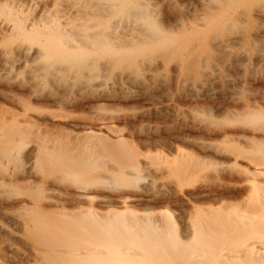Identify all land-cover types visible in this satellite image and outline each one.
Returning a JSON list of instances; mask_svg holds the SVG:
<instances>
[{
  "label": "bare ground",
  "instance_id": "1",
  "mask_svg": "<svg viewBox=\"0 0 264 264\" xmlns=\"http://www.w3.org/2000/svg\"><path fill=\"white\" fill-rule=\"evenodd\" d=\"M147 1L37 0L35 2L37 13L32 12L31 15H29V12H25V8L23 9L21 4H14L13 1H0V46L3 43V47H0V56L10 57L9 54L13 50L15 54L23 53L30 59L39 58V60H42L41 68L55 76H59L58 74L62 72H69L75 78L80 76L86 78L84 74H90L92 78L97 70H100V72L101 70L103 72L115 70L120 75L125 74L127 81L139 85L143 84L139 77L143 73H155L161 68L163 70L170 68L177 75L191 77L192 85L197 82L201 87H204L219 75L218 73L221 70L218 68V58H221V54L228 49L227 47L230 45L232 47V44H238L246 40L250 36V30L253 31L252 26L247 31L245 28H240L242 24L239 27L237 26V18L250 16L249 10L251 8L248 9V5L244 3L241 6H235V3L241 0H220L216 4L212 3L211 0H160V5H163L166 11L158 9L159 12H157V8L150 7L149 1ZM253 7L255 15L261 17L264 21V1H257ZM165 14L168 17L166 21L164 20ZM115 17L119 19L120 25L140 24V32L129 33L127 31V33L125 25V28H119L115 25L116 23L111 24L110 19H115ZM260 23L261 25L255 27L254 31L258 34L257 37L264 38V24L262 21ZM254 26L256 25L254 24ZM9 43H12V45ZM245 52L235 54L232 59L243 63L242 60L248 58V51ZM256 54L257 56L262 55V53L259 55L258 52ZM103 72H101L102 76L105 75H103ZM38 73L42 72L39 71ZM32 76L34 75L30 77ZM71 77L73 78V76ZM60 81L63 80L60 79ZM236 81L240 85L247 83L246 79L241 76H238ZM152 93L143 91L139 96L152 99ZM234 95L236 94L231 92L228 99L237 102L239 106H232L222 116L227 121L236 123L230 125V127L236 128L237 133H241L235 134L234 139H229L233 145L230 147L223 145V147H218L203 143H197L196 145L202 151L210 148L217 155L227 159L222 161L223 165H219V169L228 176H226L228 181L233 182L232 187L255 193L257 202L254 204L255 208L253 209L251 206L252 211L249 210V212H252L251 215L232 212L227 215L216 214L218 216L215 217V215L213 219L212 215L211 217L207 214L203 221L208 223L209 228L201 227V229L199 227L198 232H194V236L204 239L208 248L188 250L189 257L187 258L189 259L187 261L189 264L196 261H198L197 264L199 262L207 263L210 259L212 260V257H216L214 260L220 264H264V90L254 91L250 98L243 101H240ZM69 98H64L61 102L69 104L71 103ZM153 108L156 110L157 107ZM27 109L22 108V113H19L21 110L18 113L7 112L9 113L8 117L3 119V114L0 116V165L3 163L7 165L11 160H16L19 157L21 160L20 154L26 142L28 139H33V136H30L33 133L29 134L28 132L29 122H35V119L40 118H34L35 115L37 116L35 112L32 115L27 114ZM147 110H150V108ZM111 117L114 116L111 114L109 116L100 115L95 122H92L97 128L85 132L89 140H86L81 146L80 153H77L76 150V152L56 153L48 157L47 149L55 148V146L49 144L45 145L47 148L45 150L48 153L47 158H45L44 152L45 157L40 154L45 159L44 161H46L48 167L61 171L66 175H78L80 173L78 168L83 166V160H87L86 167L97 168L99 169L98 172L93 171L91 176L89 175L90 177L85 180H79L76 177L51 175L52 177L48 179L49 182L60 183L65 180L66 183L68 180L71 183L75 181L74 184H80V188H92L94 184L99 183L100 185L102 183L104 185H115V187L123 188V190L124 187L131 184H137L140 176L139 168L141 167V162L137 157L138 153L130 147L128 141L123 139V134L109 123L108 119ZM128 117H135V114H129ZM50 120L52 123L59 124L65 118L59 115L50 118ZM204 122L199 124L200 128L206 132L213 131L214 127L206 124L208 121L204 120ZM39 150L42 151V149ZM181 153L183 154V152ZM109 157L116 158L118 165L114 166L109 163ZM200 160L194 158L192 162H187L181 170H177V179L180 181L182 191L193 188L194 183L201 179H198L203 163ZM17 167H13V169L15 168L16 171ZM7 168L4 172L8 171ZM154 170L158 171L161 168L156 166ZM218 172L220 171L218 170ZM54 173L56 174L55 171ZM171 191L175 192L176 189L171 188ZM185 195L192 198L189 193H185ZM44 198L51 201L47 193ZM66 214H68V217H71V215L73 217L77 213L70 215L65 212V216ZM89 214V218L85 217V220L82 221L84 224L82 230L75 226H68L56 232L52 231L54 228L49 229V227L39 229L34 236L32 235V241L30 242L35 255L42 257V261L46 264H56L58 260L66 256L68 258L78 256L80 259L86 256L87 259L88 257L95 259L96 255L104 252L103 249L99 250V252L101 251L99 253L96 251V249H99L98 247L90 243H81L79 239H97L107 241L108 246L117 244L126 255L145 256V254H152L161 261L170 259L169 264L173 261L175 264L181 263V260L180 262L177 261H179L180 254H183L180 251L176 252V250L183 249V246H186V240L184 241V237L179 231V222L173 215L166 213L163 218L157 216L148 218L146 216L147 218L142 217L140 219L137 217L131 219L132 217L122 218L123 214H121L119 217H112L111 215L104 218L105 216L99 217L102 213L95 209H92ZM74 221L73 223H75ZM200 224L206 227L203 222ZM224 245L227 246L222 248ZM99 256L101 257V255ZM104 256H107V254ZM155 261L158 262V260ZM187 261L186 264H188Z\"/></svg>",
  "mask_w": 264,
  "mask_h": 264
},
{
  "label": "rangeland",
  "instance_id": "2",
  "mask_svg": "<svg viewBox=\"0 0 264 264\" xmlns=\"http://www.w3.org/2000/svg\"><path fill=\"white\" fill-rule=\"evenodd\" d=\"M0 1H13L14 4H21L23 9L25 8V12H29V15L32 12L37 13L35 6L37 0ZM148 1L150 7L157 8V12H159L158 9L166 11V8L160 5V0ZM219 1L211 0L214 4ZM257 1L264 0H241L236 2L235 6H241L245 3L248 5V9H253ZM251 9L249 10V17L236 19L237 26L242 24L240 28H245L246 31L247 29L250 30L252 26L253 31L250 30L251 33L249 32L251 37L247 38L249 40H244L245 42L232 44V47L230 45L227 47L230 50L226 49L227 51L225 50L226 52L221 54V58H218V68L221 71L219 70V75L208 83L210 86L206 84L201 87L197 82L192 85L191 77L177 75L170 68L167 69L168 71L161 68L155 73H143V76H139L143 84L139 85L127 81L125 74L120 75L115 70L105 72L101 70L106 76H102L100 70H97L96 74L92 75L94 76L92 78H96L95 80L90 77V74H84L86 80L84 76H82L84 78L81 76L75 78L69 72H62L58 74L59 76H55L41 68V59H30L23 53L15 54L13 50L10 53L12 55L9 54L10 57L0 56V116L3 114V119L8 117L10 112L18 113L21 110L19 113H22V108H28L27 114L32 115L35 112L37 116L35 115L34 118H40L35 119V122H29L28 132L29 134L33 133V135L30 134L33 139H28V143L26 142L20 154L22 161L19 157L16 160H11L7 165L6 163L0 165V182H2L0 183V264H46L42 261V257L35 255L31 248L32 235L34 236L39 229L44 227L54 228L52 229L53 232L68 226H75L82 230L84 227L82 221L85 220V217L89 218L92 209L102 213L103 215L100 214L99 217L105 216L104 218L111 215L112 217H119L121 214H123L122 218L132 217L131 219L137 217L140 219L142 217L154 218L155 216L163 218L166 213L173 215L179 222V231L183 235L184 241L186 240V246L176 250V252L180 251L183 254L179 253L180 257L177 261L180 262L181 260L179 264H186L189 259L187 258L189 257L188 250L208 248L204 239L194 236V232H198L201 227L209 228L208 223L203 221L207 214L212 215L213 219L218 215H227L232 212L251 215L252 210L250 208L252 206L254 209V204L257 202L256 194L232 187L233 182L228 181V176L219 169L223 165L222 161L227 159L217 155L210 148L202 151L196 145L203 143L218 147L232 146L233 143L229 139H234L235 134L241 133H237L236 128L230 127L236 123H231L222 118L232 106H239L237 102L228 99L230 93L236 94L234 96L243 101L250 98L254 91L264 90V38L257 37L258 34L254 31L255 27L260 26L261 21L264 24V21L255 15L254 9ZM165 16L164 20L166 21V19L168 20L167 14ZM116 19L118 18H112L109 22L113 25L116 23L115 25L119 28H125V24L121 23L122 25H120L119 19ZM128 26H126L125 29L127 30L125 31L129 33H137L141 30V25L138 23L134 25L131 23ZM1 44L0 47L2 48L3 43ZM9 44L12 45V43ZM242 51H246L245 53L248 51L247 55L250 59L242 60L243 63L234 61L232 59L234 55ZM257 52L259 55L262 53V55L257 56ZM39 63L41 66L38 65ZM39 71L42 73H38ZM38 74L40 75L38 76ZM31 75L34 76L30 77ZM48 75L53 78L50 80ZM238 76L245 78L247 83L243 85L236 83ZM60 79L63 81L61 82ZM70 79H73L72 82ZM37 89L38 91H36ZM140 91L153 92V100L140 97ZM63 97H70L71 103L64 104L61 102ZM153 107H157L156 110ZM148 108L150 110H147ZM104 114L105 116H109V114L114 116L108 119L109 123L123 134V139L128 141L130 147L138 153L137 157L141 162V167L139 168L140 176L137 184H131L127 186L128 188L124 187L123 190V188L120 189L115 185L102 183L100 185L99 183H97L98 185L94 184L92 188H80V184H74L75 181L70 183L67 180L65 183L64 180L60 182L61 184L49 182L48 179L53 175L85 180L91 176L93 171L98 172L99 169L97 168L86 167L87 160H83L84 167L79 166L80 173L78 175H66L48 167L43 157L46 156L45 158H47L48 153V157L56 153L68 154L76 152V150L77 153H80L81 146L86 140H89L85 132L91 129L95 130L97 126L93 125L92 122ZM129 114H135V117H128ZM59 115H62L65 120L59 124L52 123L50 118ZM204 120L208 121L206 124L212 125L215 129L206 132L200 128L199 124H203ZM49 144L55 148L47 149L45 145ZM192 156L203 161L202 169L199 171L200 176L198 175V179H201L194 183L193 188L182 191L180 181L177 179V172L187 162L194 160ZM109 161L114 166L118 165L114 157H109ZM18 162L22 165L20 166ZM156 166L160 167L161 170L155 171L154 167ZM3 167L5 168L3 169ZM6 167H8V171L4 172ZM13 167H17L16 171ZM1 170L3 175L5 173L4 176ZM5 176L6 178H4ZM134 185L136 188L133 187ZM171 188H175L176 191H171ZM46 193L51 201L44 198ZM185 193H189L193 199L188 198ZM249 210L251 211L249 212ZM65 212L70 215L77 214L68 217V214L65 216ZM79 214H81L80 217ZM202 222L206 227L200 224ZM79 241L98 247L99 249H96L98 252L103 249L105 254L100 251L101 254H99L100 252L97 254L101 257L96 255L95 259L92 257L87 259L86 256L81 259L78 256L71 258L66 256L58 260L56 264H169L171 262L170 259L161 261L152 254H145V256L126 255L120 246L117 244L108 246L107 241L97 239H79ZM226 246L224 245L222 248ZM106 254L107 256H104ZM215 258L212 257L213 261L210 259L207 263L199 262V264H217ZM173 263L175 264L174 261L171 264ZM195 263L197 264L198 261L193 264Z\"/></svg>",
  "mask_w": 264,
  "mask_h": 264
}]
</instances>
